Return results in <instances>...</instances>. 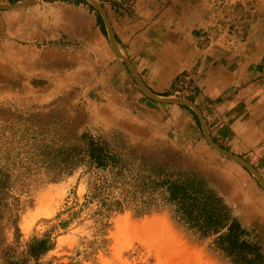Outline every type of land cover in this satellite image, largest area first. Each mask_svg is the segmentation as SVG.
Wrapping results in <instances>:
<instances>
[{"label":"rangeland","instance_id":"obj_1","mask_svg":"<svg viewBox=\"0 0 264 264\" xmlns=\"http://www.w3.org/2000/svg\"><path fill=\"white\" fill-rule=\"evenodd\" d=\"M87 1L85 10L97 18L44 4L49 0L0 11V264H102L101 258L114 264H264V231L252 222L255 213L241 214L243 203L234 196L230 166L244 168L208 144L204 160L174 141L178 131L192 136V121L182 112L207 140L198 115L151 100L121 61L133 91L91 87L74 73V49L84 36L96 27L108 31ZM239 1L240 8L250 6L251 0ZM95 148L120 157L115 165L98 166ZM177 170L199 175L212 188L203 211L183 214L169 206L171 194L162 184ZM247 176L264 193L249 170ZM145 207L150 210L142 213ZM123 214L130 221L120 255L110 234ZM39 241L51 247L36 255L32 247Z\"/></svg>","mask_w":264,"mask_h":264},{"label":"crops","instance_id":"obj_2","mask_svg":"<svg viewBox=\"0 0 264 264\" xmlns=\"http://www.w3.org/2000/svg\"><path fill=\"white\" fill-rule=\"evenodd\" d=\"M49 1L44 4L97 18L94 10H85L87 0ZM96 1L108 15L122 54L149 90L194 103L214 142L248 162L264 180V0H251L246 8L238 7L239 0ZM76 49L74 73L91 87L111 84L120 93L133 91L131 77L119 70L109 31L96 27ZM182 114L192 121V136L178 131L174 141L184 153L205 160L209 143L191 115ZM230 168L234 196L243 203L241 214L255 213L252 222L264 231L263 191L253 179L249 183L246 168Z\"/></svg>","mask_w":264,"mask_h":264},{"label":"trees","instance_id":"obj_3","mask_svg":"<svg viewBox=\"0 0 264 264\" xmlns=\"http://www.w3.org/2000/svg\"><path fill=\"white\" fill-rule=\"evenodd\" d=\"M91 156L98 166H104V168H107L110 163L115 165L116 160L120 157L117 153L107 150L105 151L103 148L92 149ZM104 159L107 161L106 165L104 164ZM77 164L81 165L85 164V162L80 160ZM205 182L206 181L204 179L193 172H182L177 170L171 178L165 179L162 184L164 187L168 186V191L171 194V203L169 206H176L178 208V212L183 214L185 212L191 215L194 209H200V211H203V200L205 199L206 194L212 191V188L206 186ZM201 187H203V189H201ZM149 210L150 208L147 209L145 207L142 209V213H147ZM50 247L51 246L48 245V242L39 241L32 247V252L36 255H41L48 251ZM9 264L21 263H14L10 261Z\"/></svg>","mask_w":264,"mask_h":264},{"label":"water","instance_id":"obj_4","mask_svg":"<svg viewBox=\"0 0 264 264\" xmlns=\"http://www.w3.org/2000/svg\"><path fill=\"white\" fill-rule=\"evenodd\" d=\"M41 1H43V0H25V1H22L20 3H15V4L0 3V11L18 12V11H22V10H25L27 8H30V7L36 5L37 3L41 2ZM88 1L103 16L104 21L107 25L109 34H110L112 48H113L115 56L128 67V69L130 70V72L132 73L134 78L136 79L138 85L142 89L143 93L145 95H147L151 100H153L157 103H161V104H165V105L183 106V107H187V108L192 109L198 115V117L201 121L203 130H204V133H205V136H206V139H207L209 145L220 155L226 157L227 159H229L233 162H236L237 164H239V165L243 166L244 168H246L247 170H249L260 181L261 185L264 187V180L254 167H252L245 160H243L239 157H236V156H234L228 152H225L214 142V140L212 139V137L209 133L208 126H207V123H206V120H205L203 114L201 113V111L198 109V107L194 103H192L191 101H189L187 99H182V98L159 97L158 95L154 94L152 91L149 90V88L145 85V83L142 81V79L138 75L133 64L122 54V52L119 48L118 42L116 40V37L114 35L113 29L111 27L108 15H107L105 9L103 8V6L101 4H99L96 0H88Z\"/></svg>","mask_w":264,"mask_h":264},{"label":"bare ground","instance_id":"obj_5","mask_svg":"<svg viewBox=\"0 0 264 264\" xmlns=\"http://www.w3.org/2000/svg\"><path fill=\"white\" fill-rule=\"evenodd\" d=\"M122 62V61H121ZM130 216L129 214L119 215L116 218L115 227L111 232V237L114 239V246L113 249L117 254H122L124 248H127L128 243L124 238L125 232L129 225ZM25 230H28L27 227ZM114 259V258H113ZM110 258H101L102 264H114V260Z\"/></svg>","mask_w":264,"mask_h":264}]
</instances>
